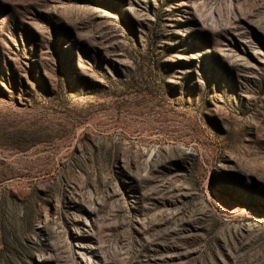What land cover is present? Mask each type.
<instances>
[{
	"label": "rangeland",
	"instance_id": "rangeland-1",
	"mask_svg": "<svg viewBox=\"0 0 264 264\" xmlns=\"http://www.w3.org/2000/svg\"><path fill=\"white\" fill-rule=\"evenodd\" d=\"M0 264H264V0H0Z\"/></svg>",
	"mask_w": 264,
	"mask_h": 264
}]
</instances>
